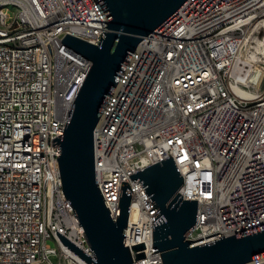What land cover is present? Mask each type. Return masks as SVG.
Listing matches in <instances>:
<instances>
[{
  "label": "built area",
  "instance_id": "2783aa9c",
  "mask_svg": "<svg viewBox=\"0 0 264 264\" xmlns=\"http://www.w3.org/2000/svg\"><path fill=\"white\" fill-rule=\"evenodd\" d=\"M108 23L99 0H0V264H91L57 230L95 257L53 138L92 65L62 39L98 44ZM94 139L96 180L115 219L122 180L133 190L125 245H146L133 264L164 261L154 251L157 209L130 174L171 155L179 192L198 199L190 239L263 225L264 0H186L133 52Z\"/></svg>",
  "mask_w": 264,
  "mask_h": 264
},
{
  "label": "water",
  "instance_id": "95a60500",
  "mask_svg": "<svg viewBox=\"0 0 264 264\" xmlns=\"http://www.w3.org/2000/svg\"><path fill=\"white\" fill-rule=\"evenodd\" d=\"M109 23L98 44L66 33L62 41L92 61L72 104L59 143L60 173L64 193L95 257L57 230L63 242L91 264H133L146 256L145 242L125 245L132 188L122 180L115 219L96 180L94 132L114 94L123 71L145 36L171 17L186 0H99ZM61 127V126H60ZM142 183L152 204L154 251L164 264H247L264 257V224L224 236L217 232L190 239L197 222L198 199H184V182L173 156L133 174ZM153 251V252H154Z\"/></svg>",
  "mask_w": 264,
  "mask_h": 264
},
{
  "label": "rangeland",
  "instance_id": "374dc122",
  "mask_svg": "<svg viewBox=\"0 0 264 264\" xmlns=\"http://www.w3.org/2000/svg\"><path fill=\"white\" fill-rule=\"evenodd\" d=\"M48 242H49L52 246H56V245H57L55 239H49ZM51 259H52L53 262H55V263L58 262V256H56V255H52V256H51Z\"/></svg>",
  "mask_w": 264,
  "mask_h": 264
}]
</instances>
